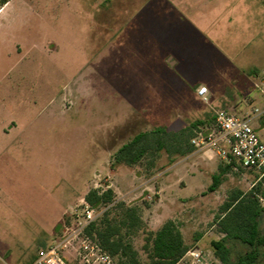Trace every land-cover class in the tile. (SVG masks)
<instances>
[{
  "label": "rangeland",
  "instance_id": "1",
  "mask_svg": "<svg viewBox=\"0 0 264 264\" xmlns=\"http://www.w3.org/2000/svg\"><path fill=\"white\" fill-rule=\"evenodd\" d=\"M188 1L200 0H0V237L13 234L14 239L9 235L8 242H0V264H32L38 251L55 245L66 227L77 231L87 211L103 213L104 207L89 208L84 201L92 188H111L117 201L140 209L144 228L132 237V243L143 263L145 233L156 231L165 216L173 215L189 247L178 264H222L212 245L224 237L214 225L215 218L232 192L248 193L258 187L262 172L234 166L222 176L216 192L208 189L209 175L204 191L187 199L171 193L176 200L169 203L171 211L165 207L158 211L152 208L158 197L157 181L184 157L162 151L154 167L149 168L147 158L124 170L109 161L136 135L158 126L168 129L172 118L188 116L196 105L178 93L171 97L167 78L156 83L149 77L162 72L159 62L174 23L186 31L196 30L192 13L176 20L171 10L188 9ZM217 1L205 0L211 6ZM260 19L254 31L242 30L240 43L234 41L240 32L233 28L226 30L227 40L219 37V45L215 43L222 51L247 49L240 64L224 58L218 65L225 81L213 83L219 90L210 92L213 110L209 100L204 102L210 111L207 126L213 124L215 111L244 117L255 104L261 106L259 97L255 98L261 95L255 83L264 89V81L252 82L242 75L243 67L252 62L249 54L264 49L258 41L264 37V13ZM258 31L260 36L251 42L249 35ZM259 62L264 66V58ZM236 68L241 72L234 73ZM135 76L141 79L138 93L142 97L136 102L129 98L127 104L118 95L126 88L122 79ZM180 125L175 122V127ZM260 126L264 127L261 121ZM261 188L264 191V182ZM260 202L264 206L263 198ZM73 204L53 239L43 244L28 240L29 231L36 230L34 223L52 220L60 205ZM20 220L26 223L18 224ZM259 224L264 235V212ZM92 244L81 234L63 255L69 264H89L84 245ZM226 247L229 264L250 251L239 241L229 240ZM191 253H199L201 262ZM259 253L254 264H264V246ZM90 262L100 264L96 259ZM113 262L118 264L116 258Z\"/></svg>",
  "mask_w": 264,
  "mask_h": 264
},
{
  "label": "crops",
  "instance_id": "2",
  "mask_svg": "<svg viewBox=\"0 0 264 264\" xmlns=\"http://www.w3.org/2000/svg\"><path fill=\"white\" fill-rule=\"evenodd\" d=\"M188 7L189 8L187 9L185 6V10H183V7V11L181 12L178 10V8H173L174 10H171L174 14V19L176 20L177 16L179 17L186 13H192L191 16L196 19L195 22L193 21L195 26H197L196 30L186 31L185 29H182L180 26H178L179 24L176 25V23H174L172 31L167 35V42L165 43L164 50H162L163 54L159 62L162 74L158 70L154 76H149L151 80L156 83L159 82V80L162 82L167 78L166 82L171 84H167V93L171 95V97L175 98V95L178 93L185 99L195 101L196 105L194 108L190 109L188 116L183 114V117L181 116L182 118L179 116L172 118V123L170 124L172 126L168 127L169 130L170 128L174 130L172 132L181 131L194 122L207 121L210 111L207 107V104L204 103V101L198 95V89L200 87L207 88L209 97L208 100L211 103L208 104V106L211 110H213V95L211 96L210 92L213 93L215 90V93H219L216 84L213 83H221L225 81L220 77L218 65L221 62H224V58L225 60L233 59V63L236 65L240 64V61L238 60H242L241 55H243L247 49L246 46L238 47V49L231 48L230 51L227 50L228 54L230 55L228 56V54H226L227 51H222L221 48L215 46V43L217 42V45H219V37L222 38L221 41L227 40L225 38L227 29L231 30L233 28L236 30V32H240L241 35L239 34L237 39L234 40H237L238 43H240L242 40V30L248 29V32L254 31L255 29L253 28H255V26L260 23V16H262L264 13V0H218L214 6H211V4L207 5L205 0H200L197 4L191 1ZM249 36L250 41L255 43L254 41H256V37L260 36L259 31L257 33L253 32ZM258 41L263 47L264 37L260 36ZM249 49H251L252 52L254 48L250 47ZM223 52H225V54H223ZM249 56L252 62L249 66L243 67L242 75L249 81L263 82L264 80H262V74L264 73V66L260 67L259 61L263 60L264 58V49L259 51L257 48V51L254 50L252 54H249ZM170 60H172V62H170ZM257 60L259 61L257 62ZM240 68H242V65H240ZM240 72L241 71L238 70V68L234 70V73ZM103 76L106 77L109 83H111L109 79L110 76L108 77L106 74ZM135 78L136 79H134V77H127L125 80L122 79V82H124V85L122 86H125L126 88H124V92L120 90V94L118 95L124 98L127 104L129 103L127 101L129 98H132V102H136V99L142 97V95L138 93L140 90L138 87V82H140L141 79L136 76ZM228 82H230V80H228ZM109 83L108 85L110 86V90L115 92L114 85L111 87ZM255 85L257 88H259L258 91L261 94H255V98L258 99L259 97L261 106L257 107L255 104L252 106L251 111H249L247 115H244V117H249L251 119L253 127L264 142V127L260 126V121L264 124V95L261 91L263 88L259 87V85L256 83ZM155 87L158 88V84L155 85ZM156 90L158 91V89ZM224 95L225 94L222 96ZM132 106L134 110L137 108L136 103H133ZM255 109H258L262 114H256L254 112ZM177 121H180L181 125L175 127V122ZM200 128L207 129L209 127H207V124H204L199 125L198 129ZM112 160L113 157L109 159V161ZM220 161L221 162H219L217 159V155L211 151L197 152L194 150L191 154L185 156L180 162L174 163L171 166V169L160 178V181H157L155 193L158 197L152 208H158L157 210L160 211L161 207H165V211H171V205H169V203L175 200L173 199L171 193H174V196L176 194L177 196H183L184 199H187L192 194H197L204 191L202 188H205V179L210 175L212 180L214 176L219 175L223 169H226L225 167L227 164L221 159ZM109 164L110 162L108 163V166ZM114 168L124 170L125 168L132 167L117 165ZM230 168H234V166H230ZM109 170L112 171L111 169ZM113 172H115V170H113ZM226 173H223L222 176ZM211 185L212 182L209 183L208 186L210 187ZM217 190L213 192H216ZM88 191H86V193ZM168 194H170V198ZM75 204L70 205L67 208H64L62 205H60L57 208L58 214H56L54 219L48 220L47 222L40 221L34 223L33 225L36 226V230L29 231L28 235L30 238L28 240L31 242L34 240L33 242L37 241L43 244L53 239L58 229L60 227H64V218L68 216L69 210H71ZM172 218L173 215H168L165 216L164 220ZM164 220H162V222ZM25 223L26 221L21 222L20 220L18 224L22 225ZM9 235L10 234L7 235V238L0 237V242L2 243L4 240L8 242L9 238H11L10 236H12L10 240L13 241V234L10 236Z\"/></svg>",
  "mask_w": 264,
  "mask_h": 264
},
{
  "label": "trees",
  "instance_id": "3",
  "mask_svg": "<svg viewBox=\"0 0 264 264\" xmlns=\"http://www.w3.org/2000/svg\"><path fill=\"white\" fill-rule=\"evenodd\" d=\"M215 117L213 116V124ZM204 124L209 125L207 121H199L178 132L158 126L151 131L140 133L115 153L112 165L135 167L148 158L151 168L162 151H166L169 156L185 157L195 150L191 139L198 126ZM213 124L207 127L211 128ZM225 168L213 177L210 192L218 189L222 182L221 176L230 169V165ZM263 182L264 179L258 187L248 193L239 190L232 192L220 207L214 225L224 237L212 242V245L222 264H229V250L226 247L229 240L239 241L250 248L248 253L237 259L236 264H254L258 260L259 249L264 246V235L261 234L259 224L264 212V206L260 202L261 198L264 199V191L261 188ZM116 198L111 188H92L86 193L84 201L87 205L91 208L104 207L106 210L84 229L85 238L112 258H116L118 264H178L185 257L189 247L185 243L180 226L173 219H167L156 231L145 233L143 251L146 262L143 263L132 243V237L144 228L140 209L117 201Z\"/></svg>",
  "mask_w": 264,
  "mask_h": 264
},
{
  "label": "built area",
  "instance_id": "4",
  "mask_svg": "<svg viewBox=\"0 0 264 264\" xmlns=\"http://www.w3.org/2000/svg\"><path fill=\"white\" fill-rule=\"evenodd\" d=\"M264 80V73L262 74ZM264 95V89H261ZM198 95L204 102H208V90L206 87L198 89ZM256 114H262L258 109ZM215 124L211 128L197 129L191 139V144L197 152L211 151L227 165L240 167L245 170H255L264 175V142L252 125L249 117H240L228 110L215 111ZM89 206V205H87ZM89 208H91L89 206ZM102 213L96 214L93 209L86 213L83 223H79L77 231L66 227L64 234L55 245L42 248L38 251L33 264H69L63 255L71 240L84 234V229L96 221ZM88 251L87 258L96 259L100 264H114L113 258L103 252L97 245H84ZM193 259L200 263L201 255L191 253ZM86 258V257H85ZM84 258V260H85ZM89 260H86L89 264Z\"/></svg>",
  "mask_w": 264,
  "mask_h": 264
}]
</instances>
